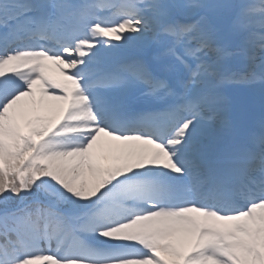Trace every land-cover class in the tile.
<instances>
[{
	"label": "snow or ice",
	"instance_id": "snow-or-ice-1",
	"mask_svg": "<svg viewBox=\"0 0 264 264\" xmlns=\"http://www.w3.org/2000/svg\"><path fill=\"white\" fill-rule=\"evenodd\" d=\"M0 264H264V0H0Z\"/></svg>",
	"mask_w": 264,
	"mask_h": 264
},
{
	"label": "bare ground",
	"instance_id": "bare-ground-1",
	"mask_svg": "<svg viewBox=\"0 0 264 264\" xmlns=\"http://www.w3.org/2000/svg\"><path fill=\"white\" fill-rule=\"evenodd\" d=\"M52 74H53V75H56V73H55V72H53Z\"/></svg>",
	"mask_w": 264,
	"mask_h": 264
},
{
	"label": "rangeland",
	"instance_id": "rangeland-1",
	"mask_svg": "<svg viewBox=\"0 0 264 264\" xmlns=\"http://www.w3.org/2000/svg\"><path fill=\"white\" fill-rule=\"evenodd\" d=\"M257 102H258V99H257ZM259 103V102H258ZM258 103H257V105H258Z\"/></svg>",
	"mask_w": 264,
	"mask_h": 264
}]
</instances>
